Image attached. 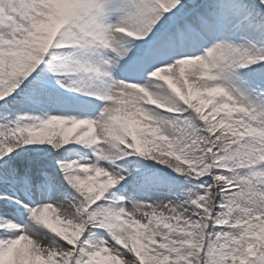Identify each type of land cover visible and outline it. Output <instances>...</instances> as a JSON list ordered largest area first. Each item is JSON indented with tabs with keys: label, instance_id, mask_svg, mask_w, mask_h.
<instances>
[{
	"label": "snow or ice",
	"instance_id": "1",
	"mask_svg": "<svg viewBox=\"0 0 264 264\" xmlns=\"http://www.w3.org/2000/svg\"><path fill=\"white\" fill-rule=\"evenodd\" d=\"M0 264H264V0H0Z\"/></svg>",
	"mask_w": 264,
	"mask_h": 264
}]
</instances>
